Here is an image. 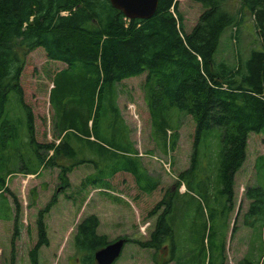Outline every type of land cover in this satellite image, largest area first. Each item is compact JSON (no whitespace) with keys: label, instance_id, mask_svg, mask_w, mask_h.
<instances>
[{"label":"trees","instance_id":"trees-1","mask_svg":"<svg viewBox=\"0 0 264 264\" xmlns=\"http://www.w3.org/2000/svg\"><path fill=\"white\" fill-rule=\"evenodd\" d=\"M190 1L199 7L197 19L191 24L181 7L183 0H159L156 14L149 19L127 18L110 0H0V131L10 121L8 102L15 92L27 111L28 144L35 147V153L54 151L52 163L62 155L75 157L77 152L70 139L93 134L100 158L102 151H110L100 141H113L118 152L106 160L107 170L103 168L90 176L91 183L100 184L119 172L129 173L141 193L151 194L158 189L160 180L146 170L130 142V128L121 114L116 91L119 82L146 74L147 83L152 84L148 105L155 131L167 134L166 112L173 108L195 121L191 167L179 174L181 180L190 175L188 189L193 187L198 170L202 138L220 128L219 138L215 139L219 194L224 198L223 212L229 214L236 177L247 160L250 135L264 133V0H240L254 18L261 48L252 46L246 55L238 48L233 61L225 51L216 58L224 31L235 27V32L240 33V20L230 10V0ZM37 49L64 65L54 74L50 95L59 144L37 140L35 112L25 101V58ZM37 70L36 67L34 73ZM31 96L34 98V94ZM116 122L118 129L112 127ZM107 128L113 130L110 136L104 133ZM13 130L18 137V126ZM210 148L206 144L205 152L210 154ZM21 156L20 153L16 162ZM8 159L10 155L1 152L0 141V194L11 192L7 186L11 173L6 165ZM84 162L99 168L101 165L100 159H82L64 167L63 172ZM256 169L257 184L248 186L245 192L251 200L245 216L249 225L258 223L264 227V156L258 157ZM173 196L171 193L168 200L164 198L154 208L153 213L164 206L148 240L123 237L126 242L159 250L167 239L173 241V222L167 217L173 209ZM55 203L52 198L38 212L30 264H41L40 252L49 245L46 216ZM99 226V217L94 213L78 224L75 246L82 254L79 264H97L95 251L109 243L106 234L98 232ZM220 246L219 256H223L224 240ZM172 247L174 253L175 242ZM161 261L156 258V262ZM246 263L252 264L251 259L247 258Z\"/></svg>","mask_w":264,"mask_h":264},{"label":"rangeland","instance_id":"rangeland-1","mask_svg":"<svg viewBox=\"0 0 264 264\" xmlns=\"http://www.w3.org/2000/svg\"><path fill=\"white\" fill-rule=\"evenodd\" d=\"M181 7L190 24L197 19L198 6L183 0ZM229 8L240 20V29H237L240 33L235 32V27L224 31L216 58H221L225 51V56L233 61L238 48L246 55L252 46L260 49L261 44L257 43L254 18L247 7L240 0H230ZM25 59V101L35 112L36 138L39 142L59 144L50 95L54 74L64 65L48 59L41 49L32 51ZM36 67L38 70L34 73ZM151 90L146 74L121 81L116 86L117 103L130 128V142L146 170L160 180L158 189L151 194L141 193L129 173L119 172L114 177L107 176L111 179L100 184L91 183L90 176L107 170L106 160L118 152L113 141H100L110 149L102 151L100 158L93 134L70 139L77 152L75 157L62 155L52 163L50 157L54 151L35 153V147L28 144L27 111L18 95L11 94L10 121L0 131L1 152L10 155L6 165L11 172L7 179L11 192L0 194V264H11L12 260L15 264H30L29 251L37 239L38 212L52 198L56 203L46 216L50 242L40 252V263L79 264L82 254L75 246V235L83 218L96 214L100 220L98 232L106 234L109 242L121 237L145 241L150 238L164 206L153 213L154 208L164 198L168 200L171 193H174V204L167 217L173 222L174 240L167 239L159 250L127 242L114 264H161L162 261L167 264H247V258L252 264H264V227L258 223L249 225L245 216L251 202L245 192L248 186L257 184L256 162L259 156H264V133L250 135L247 160L236 177L233 207L228 214L223 212L224 198L219 194V151L215 149V139L219 138L220 128L202 138L198 170L193 187L188 189L190 175L181 180L179 174L191 167L195 121L173 108L166 112L167 134L155 131L148 105ZM15 125L18 137L14 136ZM112 127L118 129V122ZM112 131L107 128L104 133L110 136ZM175 134L177 139L173 144ZM206 144L212 149L210 154L205 152ZM19 152L22 156L16 162ZM41 157L45 160L40 161ZM82 159H100V168L84 162L63 172L64 167ZM17 216L19 219L15 221ZM223 240L224 255L219 256ZM174 242L175 252L172 253ZM156 258H160L161 263L156 262Z\"/></svg>","mask_w":264,"mask_h":264},{"label":"water","instance_id":"water-1","mask_svg":"<svg viewBox=\"0 0 264 264\" xmlns=\"http://www.w3.org/2000/svg\"><path fill=\"white\" fill-rule=\"evenodd\" d=\"M111 4L121 10L126 17L132 19H149L153 17L159 5V0H110ZM125 239L120 238L109 242L95 251L97 264H114L121 256Z\"/></svg>","mask_w":264,"mask_h":264},{"label":"crops","instance_id":"crops-1","mask_svg":"<svg viewBox=\"0 0 264 264\" xmlns=\"http://www.w3.org/2000/svg\"><path fill=\"white\" fill-rule=\"evenodd\" d=\"M169 240V239H168Z\"/></svg>","mask_w":264,"mask_h":264}]
</instances>
